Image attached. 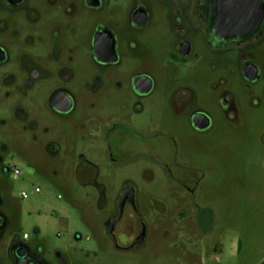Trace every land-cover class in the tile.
I'll return each instance as SVG.
<instances>
[{
    "label": "flooded vegetation",
    "instance_id": "af4514ba",
    "mask_svg": "<svg viewBox=\"0 0 264 264\" xmlns=\"http://www.w3.org/2000/svg\"><path fill=\"white\" fill-rule=\"evenodd\" d=\"M208 57L215 70L218 64L228 68L259 109L264 0H0V242L12 225L10 214L20 224L28 198L12 196L19 170L11 163L26 158L14 140L16 125L23 131L41 127L53 156L62 142H75V174L98 190L100 208L107 205L108 187L97 180L101 170L92 152L112 165L106 171L145 163L142 172L162 171L195 193L198 182L186 176L203 171L185 158L184 139L186 132L215 130L207 96L231 130L242 115L231 78L211 81L205 102ZM114 189L106 232L118 252H133L147 241L144 219L129 217L140 214V190L130 178ZM14 234L0 264H53L51 255L57 264H72L83 236L69 225L71 252L62 253L47 249L38 228L34 243L29 234Z\"/></svg>",
    "mask_w": 264,
    "mask_h": 264
},
{
    "label": "rangeland",
    "instance_id": "374dc122",
    "mask_svg": "<svg viewBox=\"0 0 264 264\" xmlns=\"http://www.w3.org/2000/svg\"><path fill=\"white\" fill-rule=\"evenodd\" d=\"M225 69L228 68L218 64L215 70L208 57L204 68L205 102L206 96L212 94L211 81L220 76L231 78L242 111L241 121L233 130L228 128L207 96L206 107L215 118V130L200 136L186 132L184 139L185 158L203 171L186 176L190 184L198 182L195 193L162 171L142 172L145 163L106 171L112 165L92 152L90 159L101 170L97 180L108 187L107 205L100 208L98 190L83 185L75 174V142H62L61 153L53 156L41 127L23 131L21 125H16L14 140L20 142L26 158H16L11 163L19 170L12 181V196L21 200L25 192L28 198L21 204L20 224L10 214L12 225L0 242V256L7 257L14 230L21 238L29 234L28 242L34 243L37 228L46 238L47 249L66 253L69 249L65 233L71 225L83 235L78 249L68 252L72 264H264V84L261 82L256 90L260 102L256 110L242 84ZM50 134L58 136L52 129ZM128 178L140 190V214L129 217L137 222L142 217L148 231L144 247L122 253L107 234L105 222L115 211L118 190L114 187ZM124 223L125 219L120 229ZM86 235L90 238L86 239ZM118 244L124 245L121 238ZM49 259L53 264L57 262L52 255Z\"/></svg>",
    "mask_w": 264,
    "mask_h": 264
},
{
    "label": "built area",
    "instance_id": "2783aa9c",
    "mask_svg": "<svg viewBox=\"0 0 264 264\" xmlns=\"http://www.w3.org/2000/svg\"><path fill=\"white\" fill-rule=\"evenodd\" d=\"M36 192H39V188L36 189ZM22 196H23V198H27L28 197V195L25 192H23Z\"/></svg>",
    "mask_w": 264,
    "mask_h": 264
}]
</instances>
